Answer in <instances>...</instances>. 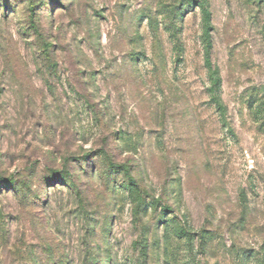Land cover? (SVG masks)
<instances>
[{"label":"rangeland","instance_id":"rangeland-1","mask_svg":"<svg viewBox=\"0 0 264 264\" xmlns=\"http://www.w3.org/2000/svg\"><path fill=\"white\" fill-rule=\"evenodd\" d=\"M0 264H264V0H0Z\"/></svg>","mask_w":264,"mask_h":264},{"label":"trees","instance_id":"trees-1","mask_svg":"<svg viewBox=\"0 0 264 264\" xmlns=\"http://www.w3.org/2000/svg\"><path fill=\"white\" fill-rule=\"evenodd\" d=\"M132 182L135 183V180L133 179ZM8 184L11 185V186H14V185H13V184H14V181H8Z\"/></svg>","mask_w":264,"mask_h":264}]
</instances>
